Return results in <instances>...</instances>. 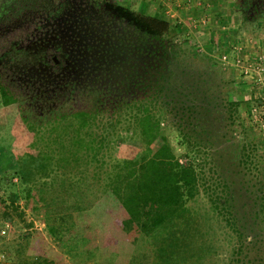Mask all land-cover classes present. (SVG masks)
I'll use <instances>...</instances> for the list:
<instances>
[{"label":"trees","instance_id":"trees-1","mask_svg":"<svg viewBox=\"0 0 264 264\" xmlns=\"http://www.w3.org/2000/svg\"><path fill=\"white\" fill-rule=\"evenodd\" d=\"M113 2L124 21L107 27L120 52L41 115L0 65V132L7 129L0 220L26 223L19 202L32 201L62 250H47L28 223L25 244L6 262L205 264L227 251V264H264V156L248 136L243 102L231 96L234 82L213 60L179 45L180 26L161 11ZM7 46L0 38V58ZM163 123L177 134L184 162ZM232 129L241 142L223 156L215 140L227 146ZM144 243L155 253L151 263Z\"/></svg>","mask_w":264,"mask_h":264},{"label":"rangeland","instance_id":"rangeland-1","mask_svg":"<svg viewBox=\"0 0 264 264\" xmlns=\"http://www.w3.org/2000/svg\"><path fill=\"white\" fill-rule=\"evenodd\" d=\"M108 1L113 2V0ZM117 1L123 4L128 3L132 6L133 10L137 11L140 8L139 2L142 0H139L138 3L137 0ZM153 2L155 0L150 1L149 10L146 6H143L142 11L148 15H152L155 11L153 9ZM157 2L155 4L158 5ZM244 3V0H191L189 7L184 6L187 4L185 2L180 8L178 18L171 19L167 15H164V19L171 24L180 26L176 37L179 45L185 49L197 51L199 57L205 55L213 60L221 71L222 77L227 81L234 82V85L230 86L231 89L229 90L233 92L231 96L234 100H241L243 102L241 116L246 122V127H248V136L258 139V149L264 156V64L259 60V58L264 57V0L253 1L247 10L243 7ZM157 5L155 7L157 12H155L161 11L163 13L164 10L157 9ZM237 60L242 61L244 64H252L254 69L248 68L247 75H245L243 68L237 64ZM256 65L258 69H255ZM191 66L199 69L202 65L193 64ZM253 109H255V112H253ZM0 111H2L1 104ZM3 113L5 114V112ZM212 124L214 125L213 121ZM215 126H218V124ZM162 128L173 152L176 156H181L180 162H184V158L182 157L185 153L179 145L177 134L165 123H163ZM231 131L227 133L230 139L227 146L220 138L215 140L217 152L223 156L227 154V151L230 153L231 151H237L239 148L238 144L241 142L242 136L239 129H232ZM6 132L7 129L0 132V147L7 144L3 142L1 146V141H3L1 140L2 135ZM18 141V139L13 140L12 144L20 148L21 142L19 143ZM156 146L155 144L153 148ZM117 152L123 151L119 150L118 147L116 149ZM2 154L0 153V173L6 170ZM19 205L24 211L26 223L21 222L17 218H14L11 222L0 220V252L4 253V257L9 254L12 259L16 258L18 247L25 244L23 234L28 231L25 227L28 223H31L33 226L29 231H37L41 234L40 241L47 250L56 254H62L59 245L45 230L42 217L43 211L40 209L36 212L33 211L32 207L34 204L32 201L25 204V201L21 200ZM211 240L212 242L214 241V239ZM218 243L222 242H216L215 240V244L217 245ZM152 249L147 243L141 245V253L147 254L150 263L155 259V253ZM65 261L68 262L67 257H65ZM3 264L8 263L5 261ZM10 264L16 263L12 262ZM205 264H227V251L208 257Z\"/></svg>","mask_w":264,"mask_h":264},{"label":"flooded vegetation","instance_id":"flooded-vegetation-1","mask_svg":"<svg viewBox=\"0 0 264 264\" xmlns=\"http://www.w3.org/2000/svg\"><path fill=\"white\" fill-rule=\"evenodd\" d=\"M109 4L115 5L108 0H0V38L8 41L0 65L23 91L29 109L41 115L68 89L90 84L109 57L115 59L120 50L109 39L114 34L107 23L119 20L120 13Z\"/></svg>","mask_w":264,"mask_h":264},{"label":"crops","instance_id":"crops-1","mask_svg":"<svg viewBox=\"0 0 264 264\" xmlns=\"http://www.w3.org/2000/svg\"><path fill=\"white\" fill-rule=\"evenodd\" d=\"M138 1L139 0H137V3H138ZM150 1L151 0H142L141 2H139L140 3L139 5H140V7L141 6H146V8L149 10L150 5H151ZM156 2H157V0H155V2H153L152 4H153V7H154L153 9L157 12V10L155 8L156 5H157V4H155ZM185 2L187 4H185ZM157 3H158L157 9H159V10L163 9L164 10L163 16L167 15L168 18L174 19L175 17H177V18L179 17V10L184 4H185L184 6H188L189 7V5L191 3V0H188V2H187V0H185V1L184 0H179L178 3L175 0H158ZM155 11H154V13L152 15L156 14Z\"/></svg>","mask_w":264,"mask_h":264},{"label":"built area","instance_id":"built-area-1","mask_svg":"<svg viewBox=\"0 0 264 264\" xmlns=\"http://www.w3.org/2000/svg\"><path fill=\"white\" fill-rule=\"evenodd\" d=\"M177 3L179 2V0H175ZM187 2H188V0H187ZM259 60L260 61H262V63L264 64V57L263 58H259ZM237 64H239L240 65V67H242L243 68V73H245V75H247V71H248V68H253L254 69V67H252L253 65L252 64H244V63H242V61H240V60H237ZM255 69H258V66L256 65L255 66ZM260 83V82H259ZM261 84V83H260ZM263 88H264V83H263ZM253 112H255V109H253ZM262 124V123H261ZM7 227V226H6ZM6 260H5V257H4V254H0V263L1 264H3L4 262H5Z\"/></svg>","mask_w":264,"mask_h":264}]
</instances>
